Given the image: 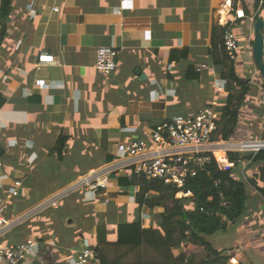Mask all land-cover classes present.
<instances>
[{"label": "crops", "instance_id": "1", "mask_svg": "<svg viewBox=\"0 0 264 264\" xmlns=\"http://www.w3.org/2000/svg\"><path fill=\"white\" fill-rule=\"evenodd\" d=\"M223 1H11L7 17H0V197L16 179L23 189L9 202L13 222L1 242L32 239L37 250L32 262L70 264L84 240L97 243L99 228L114 241L121 221L140 219L157 227L163 207L140 206V186L119 183L125 175H111L104 194L94 198L67 190L114 162L117 143L150 144L158 124L194 116L215 98L219 108L226 103L227 90L218 94L213 83L223 79L229 23L238 42L235 73L249 83L229 141L264 138V79L253 57V16L264 21V0H235L245 12L236 20L221 8ZM103 45L118 52L110 73L95 68L96 49ZM40 55L55 61L39 63ZM202 64L215 75L197 71ZM37 80L49 87L39 89ZM235 172L252 178L258 169L243 172L239 165ZM73 210L86 213L81 230L69 219L77 218ZM263 210L264 198L249 186L245 210L221 231L233 237V245L216 248L230 264H264Z\"/></svg>", "mask_w": 264, "mask_h": 264}, {"label": "trees", "instance_id": "2", "mask_svg": "<svg viewBox=\"0 0 264 264\" xmlns=\"http://www.w3.org/2000/svg\"><path fill=\"white\" fill-rule=\"evenodd\" d=\"M11 1L1 0L2 19L9 14ZM258 15L253 18H260ZM223 54L225 69L222 78L228 95L226 103L219 108L221 117L211 139L227 141L236 130L239 108L249 91V83L238 78L234 61L224 49ZM3 102L0 96V106ZM2 155L3 150L0 148ZM227 157L235 162V167L221 170L212 158L204 171L187 181L184 190H189L193 198H177L175 193L178 189L158 179L146 180L134 173L120 177L121 185L140 186L137 196L140 206H161L163 212L159 214L157 227L144 226L140 219L119 222L114 241H107L105 231L99 228L97 243L92 247L99 253L101 264H230L229 256L214 248L207 237L225 231L237 222L245 210L248 184L235 172L239 160L248 161V167L257 166L258 173L249 181L264 198V149L255 153L230 151ZM215 181H219L218 186L214 184ZM219 192L224 196L225 205ZM180 246L184 250L175 255L173 249Z\"/></svg>", "mask_w": 264, "mask_h": 264}, {"label": "built area", "instance_id": "3", "mask_svg": "<svg viewBox=\"0 0 264 264\" xmlns=\"http://www.w3.org/2000/svg\"><path fill=\"white\" fill-rule=\"evenodd\" d=\"M261 4L263 5V1ZM221 8L233 12L232 20L245 17L244 10L237 6L235 0H224ZM223 46L233 59L238 42L230 23L223 34ZM117 53V50L111 46H99L96 49L95 68L102 73L112 72L116 68ZM38 60L39 63L55 61L53 56L47 55H40ZM201 70H207L215 75L214 69L206 64L197 68V71ZM35 85L39 89L49 87L44 80H37ZM225 85V81L220 78L215 79L213 83L218 94L226 91ZM220 117L218 98H215L209 104L202 106L194 116H179L158 124L151 131L150 144L140 139L119 142L116 144L114 162L100 171L83 176L67 191H76L83 196L94 198L100 193L104 194L111 175L119 178L121 174L134 173L146 180L158 179L166 185H174L178 189L175 193L177 198H193L192 193L184 190V187L190 178L206 169L212 158L215 159L219 169L226 170L235 167V162L227 157L228 152L255 153L264 149V138L238 141L212 140L211 136L217 129ZM239 163L244 172L249 162L239 160ZM243 177L247 184L252 185L249 177L246 175ZM214 184L218 186L219 181H215ZM22 189V181L16 179L5 198L0 197V237L13 222L8 217L9 202L12 198L20 196ZM219 196L222 204L225 205L222 192H219ZM51 203L55 204V202ZM200 210L202 211L203 208ZM36 253V242L32 239L20 243L0 241V264H31ZM70 264H101V262L99 253L90 242L84 240Z\"/></svg>", "mask_w": 264, "mask_h": 264}, {"label": "rangeland", "instance_id": "4", "mask_svg": "<svg viewBox=\"0 0 264 264\" xmlns=\"http://www.w3.org/2000/svg\"><path fill=\"white\" fill-rule=\"evenodd\" d=\"M251 174V173H250ZM254 178V177H252ZM250 186V189L251 190H256L252 185L248 184V187ZM75 211V212H73ZM72 212H70L71 214H74L76 213V210H73ZM79 213L77 214V218L74 219L71 215V217H69V219H73L74 220V226L77 228V229H82L83 226H86V223H87V219H86V213L84 210H78ZM264 211V210H263ZM264 213V212H263ZM208 240H211L212 244H213V247L214 248H217L218 246H221V247H229L230 245H233V237L231 235H226L224 233H221V232H216L215 234L213 235H210L207 237Z\"/></svg>", "mask_w": 264, "mask_h": 264}, {"label": "water", "instance_id": "5", "mask_svg": "<svg viewBox=\"0 0 264 264\" xmlns=\"http://www.w3.org/2000/svg\"><path fill=\"white\" fill-rule=\"evenodd\" d=\"M264 30V21L261 18H257L254 21V44H253V57L256 66L258 67L261 76L264 79V61H263V32ZM31 264H40L38 260H34Z\"/></svg>", "mask_w": 264, "mask_h": 264}]
</instances>
